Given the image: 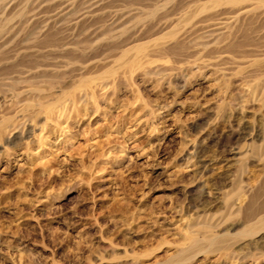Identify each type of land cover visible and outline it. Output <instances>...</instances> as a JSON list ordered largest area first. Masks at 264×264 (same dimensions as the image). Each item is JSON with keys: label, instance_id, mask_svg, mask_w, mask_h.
Listing matches in <instances>:
<instances>
[{"label": "rangeland", "instance_id": "rangeland-1", "mask_svg": "<svg viewBox=\"0 0 264 264\" xmlns=\"http://www.w3.org/2000/svg\"><path fill=\"white\" fill-rule=\"evenodd\" d=\"M263 2L0 0V264H264Z\"/></svg>", "mask_w": 264, "mask_h": 264}, {"label": "bare ground", "instance_id": "bare-ground-1", "mask_svg": "<svg viewBox=\"0 0 264 264\" xmlns=\"http://www.w3.org/2000/svg\"><path fill=\"white\" fill-rule=\"evenodd\" d=\"M260 1H262V0H260ZM263 3H264V2H263ZM210 26H213V25L211 24ZM204 27H206V26H204ZM208 27H209V26H208ZM208 31H209V30H208ZM210 31H211V30H210ZM206 35H209V36H210L211 33L209 32V33H207ZM206 35H205V36H206ZM205 36H202V37H205ZM216 41H217V40H216ZM202 43H203V42H202ZM206 44H207V43H206ZM206 44H205V45H206ZM54 47H55V45H54Z\"/></svg>", "mask_w": 264, "mask_h": 264}]
</instances>
